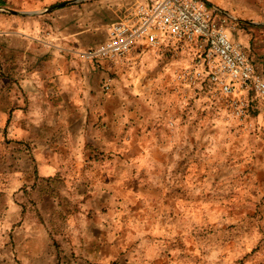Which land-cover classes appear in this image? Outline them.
I'll use <instances>...</instances> for the list:
<instances>
[{"label": "crops", "instance_id": "0c3cea01", "mask_svg": "<svg viewBox=\"0 0 264 264\" xmlns=\"http://www.w3.org/2000/svg\"><path fill=\"white\" fill-rule=\"evenodd\" d=\"M151 1L0 0L7 9L0 11V181L8 207L0 226L28 244L18 252L23 259L43 264L54 251L48 231L60 227L53 239L61 260L102 261L118 254L108 229L122 220L117 211L172 203L174 148L189 143L191 128L178 119L170 127L154 110L165 96H185L174 72L189 56L176 55L167 38L160 49L137 42L123 63L80 55L107 39L111 22ZM250 18L263 32L247 54L264 72V14ZM252 101L250 112L255 101L258 111L245 130L259 133L251 141L261 147L255 173L264 178V101Z\"/></svg>", "mask_w": 264, "mask_h": 264}, {"label": "rangeland", "instance_id": "374dc122", "mask_svg": "<svg viewBox=\"0 0 264 264\" xmlns=\"http://www.w3.org/2000/svg\"><path fill=\"white\" fill-rule=\"evenodd\" d=\"M204 1L244 22L228 18L227 27L236 25L234 38L247 53L249 47L262 39V26L249 21L250 14H264V0H234L236 7L245 4L241 10ZM221 15L214 11V20L218 21ZM176 84L185 96L178 99L165 96L156 102L154 110V118L161 113L170 127L178 119L191 128L189 143L174 148L176 176L170 179L169 192L173 195L168 197L172 203L157 204L145 212L135 209L115 212L122 220L114 218L115 224L108 229L111 249L118 248V254L93 264H264V178L261 172L255 173L261 147L251 141L253 133H259L246 131L240 122L220 110H209L204 87L191 89ZM174 102L176 108L171 109ZM148 103L154 105L149 99ZM257 106L255 101L250 122ZM173 111L174 117H170ZM165 197L162 199L166 202ZM6 201L7 195L0 221L8 218ZM60 229L51 227L48 231L54 251L48 252L41 263L67 264L58 254L59 241L53 239ZM13 230L0 226V264H35L34 260L18 255L28 244L15 243Z\"/></svg>", "mask_w": 264, "mask_h": 264}, {"label": "built area", "instance_id": "2783aa9c", "mask_svg": "<svg viewBox=\"0 0 264 264\" xmlns=\"http://www.w3.org/2000/svg\"><path fill=\"white\" fill-rule=\"evenodd\" d=\"M218 11L220 19L214 20ZM221 8L204 0H152L129 10L128 17L111 22L107 39L80 52L85 59H107L123 63L137 42L150 48L174 46L176 55L188 54V63L175 72L174 80L191 89H206L208 107L251 127V101H264V72L258 71L243 44L235 40V24ZM109 82L104 88L109 89ZM172 125V122H170Z\"/></svg>", "mask_w": 264, "mask_h": 264}, {"label": "trees", "instance_id": "16d2710c", "mask_svg": "<svg viewBox=\"0 0 264 264\" xmlns=\"http://www.w3.org/2000/svg\"><path fill=\"white\" fill-rule=\"evenodd\" d=\"M2 182L0 181V210L5 207V200H6V192L3 190L1 186ZM62 215L61 213L59 214Z\"/></svg>", "mask_w": 264, "mask_h": 264}, {"label": "water", "instance_id": "95a60500", "mask_svg": "<svg viewBox=\"0 0 264 264\" xmlns=\"http://www.w3.org/2000/svg\"><path fill=\"white\" fill-rule=\"evenodd\" d=\"M0 11H7V9L4 7H0Z\"/></svg>", "mask_w": 264, "mask_h": 264}]
</instances>
